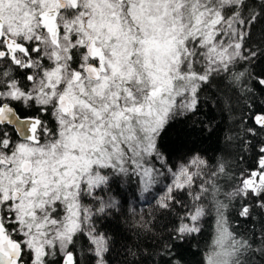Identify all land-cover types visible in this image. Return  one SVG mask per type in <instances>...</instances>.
Instances as JSON below:
<instances>
[{"label": "snow or ice", "instance_id": "1", "mask_svg": "<svg viewBox=\"0 0 264 264\" xmlns=\"http://www.w3.org/2000/svg\"><path fill=\"white\" fill-rule=\"evenodd\" d=\"M141 238L264 264V0H0V264H144Z\"/></svg>", "mask_w": 264, "mask_h": 264}, {"label": "trees", "instance_id": "2", "mask_svg": "<svg viewBox=\"0 0 264 264\" xmlns=\"http://www.w3.org/2000/svg\"><path fill=\"white\" fill-rule=\"evenodd\" d=\"M257 30H259V26ZM201 117L206 122L211 120L212 123L214 124L219 123L221 128L224 126V123L222 122L224 120V117L218 107L206 106L201 112ZM200 140L202 141V147L207 149L210 155L219 147V139L217 134H209L205 132L201 135ZM121 219H124V217H121ZM127 227L128 228L132 227L130 222L127 225ZM209 232H210V228L208 227V225H206L205 232L203 233L202 237H200L201 245L203 244V242H205L208 239ZM140 244L145 254L144 264H152L151 260L147 259V254L151 251L153 241L141 238ZM193 251L194 248H189L187 245H185V250L183 252V255L184 258L189 262V264H195L196 259H198V257H195L193 255ZM120 259H123V257H121ZM114 264H120V260L119 259L116 260Z\"/></svg>", "mask_w": 264, "mask_h": 264}]
</instances>
